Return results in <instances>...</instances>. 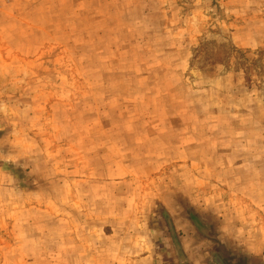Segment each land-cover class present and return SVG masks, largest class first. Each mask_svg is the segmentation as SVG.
Masks as SVG:
<instances>
[{
	"label": "rangeland",
	"instance_id": "1",
	"mask_svg": "<svg viewBox=\"0 0 264 264\" xmlns=\"http://www.w3.org/2000/svg\"><path fill=\"white\" fill-rule=\"evenodd\" d=\"M0 264H264V0H0Z\"/></svg>",
	"mask_w": 264,
	"mask_h": 264
},
{
	"label": "trees",
	"instance_id": "2",
	"mask_svg": "<svg viewBox=\"0 0 264 264\" xmlns=\"http://www.w3.org/2000/svg\"><path fill=\"white\" fill-rule=\"evenodd\" d=\"M242 65H246V63L245 62H238V66H242ZM244 68V67H243ZM242 69V68H241ZM247 73V75H248V71L246 72ZM250 79H251V77H248L247 76V80H249L250 81Z\"/></svg>",
	"mask_w": 264,
	"mask_h": 264
}]
</instances>
